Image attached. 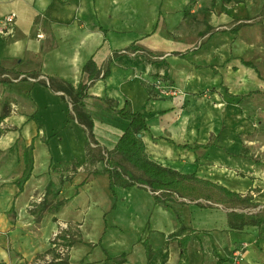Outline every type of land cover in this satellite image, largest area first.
I'll return each mask as SVG.
<instances>
[{"label": "crops", "instance_id": "obj_1", "mask_svg": "<svg viewBox=\"0 0 264 264\" xmlns=\"http://www.w3.org/2000/svg\"><path fill=\"white\" fill-rule=\"evenodd\" d=\"M263 7L264 0H0V19L17 14L10 32L0 33V74L45 78L0 81V230L10 231L0 234V264H32L50 255L47 243L18 239L12 231L23 229L34 204L56 218L49 242L59 222L69 226L65 246L84 242L69 247L71 264H114L107 258L122 255L124 264H187L178 240L170 238L182 224L196 231L188 244V264H264V224L233 230L221 206L167 207L140 186L117 188L114 197L103 172L106 162L100 160L128 126L120 111L139 112L149 128L142 138L152 161L240 194L259 189L254 198L263 208L264 160L249 158L244 147L234 152L218 143L228 128L226 116L219 117L212 97L201 95L205 88L223 85L221 69L251 29L243 24ZM261 20L258 26H264V14ZM90 60L101 70L94 82L83 73ZM240 62L261 77L254 63ZM159 77L177 88L176 99L155 91ZM61 84L87 85L82 105L93 120L94 142L77 120L72 100L59 90ZM257 91L238 97L264 95ZM209 143L208 149L195 148ZM30 146L34 169L20 192L22 154ZM39 189L58 200L45 193L46 204L34 201ZM61 200L65 204L55 210ZM10 212L18 214L16 221ZM145 241L154 252L150 262Z\"/></svg>", "mask_w": 264, "mask_h": 264}, {"label": "trees", "instance_id": "obj_2", "mask_svg": "<svg viewBox=\"0 0 264 264\" xmlns=\"http://www.w3.org/2000/svg\"><path fill=\"white\" fill-rule=\"evenodd\" d=\"M131 48H134L131 49L134 51L139 50L136 47ZM244 64L254 68L252 63ZM83 73L88 76L89 82H94L100 77L101 70L98 69L94 61L90 60L84 67ZM108 74V71H104L103 78L108 77ZM159 78H161L164 83L168 84L166 79L163 77ZM159 78L155 80L154 84ZM52 81L51 79L50 87L55 90ZM87 89V85H80L79 88L76 89L70 84H61L59 90L72 100L77 120L86 127L89 138L94 142L92 136L93 120L90 115L84 112V106L82 105V100L87 95ZM260 92L261 91H256V93ZM108 102L111 103V101ZM120 114L121 118L128 123V126L114 150L109 152L107 157L103 155L102 158H100V160H105L106 162L103 172L109 174L110 189L114 197H116L115 190L117 188L140 186L150 190L154 194L157 204L167 207L171 203L195 204L200 209L221 206L226 210L229 227L233 230L240 231L247 226H261L264 224V207L259 209L263 205L255 202L254 198V194L259 192V189H253L251 192L244 195L233 192L219 183L199 178L194 174H182L179 171L157 164L149 158L146 152L142 134L148 132L149 128L143 115L139 112H131L126 109H122ZM211 145L212 143L207 145H196L195 148L208 149ZM88 149H91L89 143ZM33 151L34 147L30 146L27 147L22 154L25 169L22 177L17 181L20 192L24 191L25 184L32 176L34 169ZM46 196H51L54 201L58 200L57 194H51V192L47 191ZM43 203L46 204V201ZM64 204L65 200L58 201L55 210L59 209ZM115 208L116 203L112 204L111 211ZM252 209H259V211L256 213L247 212ZM195 232L196 231L193 229L182 224L176 232L170 235L171 239L178 240L181 248V258L187 264L189 262L188 244ZM75 243L84 242L81 240L78 242L72 240L67 244L72 248ZM144 245L147 259L150 262L154 254L153 249L148 241H145ZM125 257V255L115 259L108 257L107 262L124 264ZM221 262L222 261L219 260V264H222ZM46 264H71V262L70 257L67 255L60 260H54Z\"/></svg>", "mask_w": 264, "mask_h": 264}, {"label": "rangeland", "instance_id": "obj_3", "mask_svg": "<svg viewBox=\"0 0 264 264\" xmlns=\"http://www.w3.org/2000/svg\"><path fill=\"white\" fill-rule=\"evenodd\" d=\"M262 14H264V7L261 14L249 20V23L243 24L251 29L246 30L242 35L246 43L238 41L235 44L233 58L227 67L221 69L223 85L210 86L201 92V95L213 98V107L218 111L221 119L224 120L226 116L224 123H227L228 128L222 133V138L218 143L221 146L228 144L234 147V152H239L244 147L243 151L249 158L259 160H264V95L254 94L242 99L238 96L257 90L264 91V26H258L259 21H262ZM241 59L254 63L260 71L261 77L255 70L242 66ZM225 88L231 95L237 97L227 95ZM45 193V190H37L34 201L40 200L39 203H42ZM72 194L73 192L70 193V196ZM32 201L30 199L29 204ZM36 206L37 204H34L35 208L32 210L28 208L33 217L31 218V214L28 212L30 216H27L28 221L22 223L23 229L12 228L13 234L17 235L18 239L23 238L24 241L27 237L28 239L35 238L36 241L42 242L38 243L39 245L47 243L50 247L48 238L51 230L50 225L55 222L56 218L51 213L39 210ZM258 211L259 209H252L247 212L256 213ZM9 216L11 220L18 219L17 213L10 212ZM9 232L8 229L0 230V234L8 235ZM24 233L28 235L25 236ZM50 254L52 255V252Z\"/></svg>", "mask_w": 264, "mask_h": 264}, {"label": "built area", "instance_id": "obj_4", "mask_svg": "<svg viewBox=\"0 0 264 264\" xmlns=\"http://www.w3.org/2000/svg\"><path fill=\"white\" fill-rule=\"evenodd\" d=\"M17 18L16 13H11L4 18L0 19V33L7 35L10 32V26L15 22ZM41 37V36H39ZM125 53V52H123ZM10 81L12 83H18L22 80H28L32 83H36L40 80H45V78H34L26 75H21L18 77H13L12 75L5 73L0 74V81ZM155 91L161 96L170 99H176L178 97L179 91L172 85L164 83V81L159 78V80L153 85ZM69 230V226L66 222H59L58 228L52 233L50 237V244L52 249V255H47L43 259L37 261L35 264H46L51 263L54 260H60L61 258L69 255L70 248L64 245V235ZM237 256L240 260L243 259L242 251H237ZM58 258V259H56Z\"/></svg>", "mask_w": 264, "mask_h": 264}]
</instances>
